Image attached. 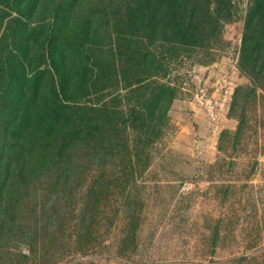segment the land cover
<instances>
[{"label":"trees","instance_id":"16d2710c","mask_svg":"<svg viewBox=\"0 0 264 264\" xmlns=\"http://www.w3.org/2000/svg\"><path fill=\"white\" fill-rule=\"evenodd\" d=\"M82 1L85 9L79 14ZM229 6L230 0H52L48 16L40 21L36 14L43 9L41 0H0V24L3 29L10 21L15 25L11 33H0L4 264L44 263V239L51 230L44 231V214L34 208L40 212L47 204L54 219L60 208L64 213L76 199L77 219H69V236L72 226L77 234L81 224L105 217L114 194L113 173L97 170V162L102 157L123 158L131 166L132 159L125 133L129 123L116 105L122 97L116 85L120 80L135 81L127 89L133 97L130 127L144 140L154 136L159 124L150 117L171 100L174 89L148 81L163 68L148 44L156 37L171 47L198 44L201 33L219 32ZM263 11L264 0H250L246 22L252 24ZM78 16L80 23L74 22ZM255 40L257 46L247 50V68L260 78L264 33ZM113 171L115 180L125 181L132 172L120 166ZM50 195L46 202L44 197ZM126 235L131 237V230ZM20 243L24 248L15 260L11 254Z\"/></svg>","mask_w":264,"mask_h":264},{"label":"rangeland","instance_id":"374dc122","mask_svg":"<svg viewBox=\"0 0 264 264\" xmlns=\"http://www.w3.org/2000/svg\"><path fill=\"white\" fill-rule=\"evenodd\" d=\"M51 3L41 0L40 21ZM249 5L230 0L219 32L201 33L198 44L171 47L158 37L148 44L163 66L148 81L174 89L150 117L159 124L157 133L144 140L130 127L133 97L127 89L135 81L120 80L116 105L129 123L131 166L123 158L97 162V170L113 173L114 194L105 217L81 224L77 234L72 226L68 235L76 199L54 219L47 204L33 209L44 214V231L52 233L44 239L43 264H264V72L251 76L246 57L264 33V11L249 25ZM84 9L82 1L77 11ZM13 27V21L7 29L1 23L0 33ZM116 163L131 168L127 181L115 180ZM23 248L16 244L11 257L19 259Z\"/></svg>","mask_w":264,"mask_h":264}]
</instances>
